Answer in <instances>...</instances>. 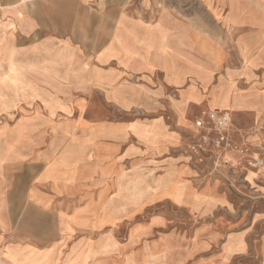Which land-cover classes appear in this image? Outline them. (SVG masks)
<instances>
[{"label": "crops", "instance_id": "0c3cea01", "mask_svg": "<svg viewBox=\"0 0 264 264\" xmlns=\"http://www.w3.org/2000/svg\"><path fill=\"white\" fill-rule=\"evenodd\" d=\"M152 1L0 0V246L38 264H184V234L161 231L162 214L135 220L117 195L141 164L168 172L185 198L160 189L142 208L168 199L197 219L227 208L212 163L181 134L205 109L227 114L248 143L264 137V0ZM136 105L149 116L142 138L112 119ZM232 223L204 220L189 239L232 241L220 259L242 255V215Z\"/></svg>", "mask_w": 264, "mask_h": 264}, {"label": "rangeland", "instance_id": "374dc122", "mask_svg": "<svg viewBox=\"0 0 264 264\" xmlns=\"http://www.w3.org/2000/svg\"><path fill=\"white\" fill-rule=\"evenodd\" d=\"M106 1L103 0L104 4L107 3ZM152 3L155 5L154 8L161 5L160 0H154ZM203 111L206 110H196L187 117L190 129L181 134L182 141L190 145L191 148L200 144L199 141L205 134L194 125L195 118ZM117 112L118 115L112 118L118 121L117 125L135 126L136 135L140 138L147 134L145 130L148 127L149 116H146L147 113L138 105L134 108L119 109ZM107 118L109 119V117ZM74 123L75 121L71 122V124ZM228 138L230 146L227 147V150L215 149L210 143L201 151L198 148L199 154L195 155V160L200 161L202 159L198 163H203L206 159L210 160L212 164L209 177L216 180L219 191L226 193L225 205L227 208H219L213 214L210 213L209 217L204 216L202 219H197L196 214H192V208L177 207L168 199L154 201L142 208L141 204L148 199H154L152 194L160 189L161 195L169 196L173 202L185 201L180 189L170 187L166 181H163L165 175L169 174L166 171L158 174L153 170H147L146 166L141 164L134 170L138 175L135 180L128 183L122 180L117 182V195L126 203L134 205L135 210L138 211L135 213V220H145L153 215L162 214L167 218L168 223L161 231H167L166 233L177 231L184 234L183 252L185 255L188 254L186 256L188 260L184 264H222V261L225 264H264V137L255 144L248 143L244 136L241 137L229 123ZM226 151L236 152V160L226 157L224 154ZM125 170L127 171V169ZM147 172L149 180L144 181V173ZM203 199V197L196 195L191 199L190 204L195 206ZM124 207L125 205L120 206V208ZM240 214L242 215V255L230 256L228 260L220 259L223 252L227 254L226 252L231 253L233 251L235 245L232 241L225 247L219 242H215L206 248L193 247L189 238H191L193 229L202 221H209L213 217L222 216L234 224V219L238 218ZM10 231L14 232V228ZM118 232L120 240H124L125 225L120 226ZM39 262H41L40 257L32 251L25 252L23 248L15 245L0 246V264H38ZM69 262L70 264L112 263L111 261H96L94 258L87 259L85 263L77 255L69 259Z\"/></svg>", "mask_w": 264, "mask_h": 264}, {"label": "built area", "instance_id": "2783aa9c", "mask_svg": "<svg viewBox=\"0 0 264 264\" xmlns=\"http://www.w3.org/2000/svg\"><path fill=\"white\" fill-rule=\"evenodd\" d=\"M229 116L225 113L206 110L194 120V125L200 132H205L200 144L193 146L198 151L206 148L210 143L215 149H226L230 146L228 138Z\"/></svg>", "mask_w": 264, "mask_h": 264}, {"label": "bare ground", "instance_id": "6f19581e", "mask_svg": "<svg viewBox=\"0 0 264 264\" xmlns=\"http://www.w3.org/2000/svg\"><path fill=\"white\" fill-rule=\"evenodd\" d=\"M2 262V261H1Z\"/></svg>", "mask_w": 264, "mask_h": 264}]
</instances>
